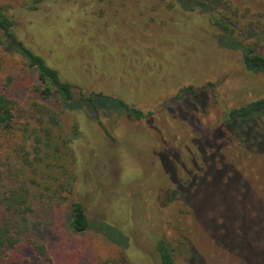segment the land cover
Segmentation results:
<instances>
[{
	"label": "rangeland",
	"instance_id": "1",
	"mask_svg": "<svg viewBox=\"0 0 264 264\" xmlns=\"http://www.w3.org/2000/svg\"><path fill=\"white\" fill-rule=\"evenodd\" d=\"M85 1L46 0L31 10L26 0H0L18 39L77 86L74 98L85 105L72 103L62 114L79 131L71 144L74 192L59 204L35 207L32 236L53 264H114L122 251L132 264H160L159 237L180 264H264V149L243 146L227 132L225 117L228 108L264 96V74L247 71L229 43L219 45L196 8L154 27L159 35L150 43L154 35L141 39L138 51L147 44L158 52V75L137 96L135 86L129 92L115 75L130 43L118 4L108 10L118 13L112 25L101 15L108 2ZM258 1L247 0L240 14L242 22L254 21L245 42L264 54V3ZM9 46H0V86L20 106L34 100L62 109L36 91L37 71ZM188 85L195 89L177 97ZM98 88L113 94L96 96L94 108L80 94ZM118 97L145 115L137 119ZM256 121L262 129L264 113ZM72 200L83 203L89 218L83 232L69 225ZM3 262L47 264L28 244L8 251Z\"/></svg>",
	"mask_w": 264,
	"mask_h": 264
},
{
	"label": "trees",
	"instance_id": "2",
	"mask_svg": "<svg viewBox=\"0 0 264 264\" xmlns=\"http://www.w3.org/2000/svg\"><path fill=\"white\" fill-rule=\"evenodd\" d=\"M26 1L29 9L36 10L46 0ZM88 1L82 5L87 6L93 0ZM98 1L105 6L107 2L111 5L102 8L101 15L110 18L112 25L114 20L111 18L116 19L119 13L120 22H117L123 29L121 32L130 39L128 51L120 60L123 67L119 65L120 71L115 75L121 85L129 88V92L132 91V86H135L134 93L137 96H144L147 88L151 86L149 82L147 83L150 75L156 77L158 75L155 70L158 52L146 46L147 44L143 46L145 51H138L139 43L143 42L141 39L147 34L154 35L152 38L147 37L150 43L159 35V31L154 27L173 23L176 19L181 20L182 16L188 13L186 11L196 8L205 14L207 21L215 28L219 45L225 46L224 42L229 43L239 50L247 71L264 74V54L256 44L245 42L247 36L244 33L249 32L254 25L253 20L251 22L241 20L244 15H241L240 11L246 7L247 0ZM259 1L264 3L262 0ZM117 4L118 13L116 15L109 13L108 10L113 7L116 11ZM122 20H125V25ZM14 25L13 17L0 6V46L4 48L10 47V44L14 46V50L27 65L37 71L36 91L47 101L60 105L62 109L58 110L49 102L38 103L34 100L27 102L26 106H20L8 95L7 90L0 86V264H4V257L8 251L21 244L30 245L45 263L53 264L45 244L32 236L31 220L35 207L39 204L44 206L59 204L74 192L77 174L71 144L79 131L77 122L74 120L68 125L63 122L62 114L71 109L70 104L83 103L74 98L73 88L77 86L64 78L57 67L48 65L50 63L48 59L18 39L14 33ZM94 41L96 42L95 39ZM131 49H135V52ZM107 62L114 64L108 58ZM167 65L168 63L165 66ZM91 72L96 74L97 70ZM138 83H141V86ZM98 89L101 90L91 92L87 96L80 94L81 99L96 108V96L111 97L112 93L102 88ZM194 89L192 85L179 87L176 96L192 92ZM123 96L128 97L126 94ZM117 100L122 102L123 99L118 97ZM121 104L132 110L137 119L145 115L137 108H129L124 102ZM262 113L264 96L228 108L225 112L227 132L235 134L236 140L243 146L251 145L257 149H264V127L261 129L256 121V117ZM69 225L78 232H83L90 226L81 201H71ZM155 251L160 264H180L175 260L170 244L164 238L159 237L156 240ZM113 263L132 264L124 251Z\"/></svg>",
	"mask_w": 264,
	"mask_h": 264
}]
</instances>
